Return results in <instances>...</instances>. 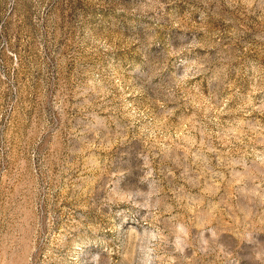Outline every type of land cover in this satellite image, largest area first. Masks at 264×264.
<instances>
[{"label":"rangeland","instance_id":"rangeland-1","mask_svg":"<svg viewBox=\"0 0 264 264\" xmlns=\"http://www.w3.org/2000/svg\"><path fill=\"white\" fill-rule=\"evenodd\" d=\"M0 264H264V0H0Z\"/></svg>","mask_w":264,"mask_h":264}]
</instances>
